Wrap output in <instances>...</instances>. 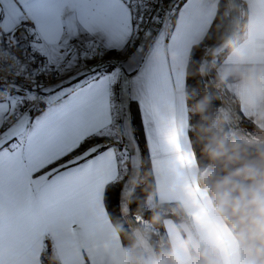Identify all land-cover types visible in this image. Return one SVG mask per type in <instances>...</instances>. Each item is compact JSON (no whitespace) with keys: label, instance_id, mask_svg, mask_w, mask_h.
I'll use <instances>...</instances> for the list:
<instances>
[{"label":"snow or ice","instance_id":"obj_1","mask_svg":"<svg viewBox=\"0 0 264 264\" xmlns=\"http://www.w3.org/2000/svg\"><path fill=\"white\" fill-rule=\"evenodd\" d=\"M209 14L210 0H0V264L39 262L57 226L87 241L108 224L99 194L119 206L120 166L144 155L165 193L198 191L182 182L187 109L169 100L185 81L154 56H186Z\"/></svg>","mask_w":264,"mask_h":264},{"label":"clouds","instance_id":"obj_2","mask_svg":"<svg viewBox=\"0 0 264 264\" xmlns=\"http://www.w3.org/2000/svg\"><path fill=\"white\" fill-rule=\"evenodd\" d=\"M221 27L210 50L214 57L227 50L213 82L221 106L210 112L206 96L188 129L195 164L182 182L198 191L179 192L168 206L149 194L129 219L97 236L102 264H264V25L249 19ZM236 29L241 36L230 34Z\"/></svg>","mask_w":264,"mask_h":264},{"label":"trees","instance_id":"obj_3","mask_svg":"<svg viewBox=\"0 0 264 264\" xmlns=\"http://www.w3.org/2000/svg\"><path fill=\"white\" fill-rule=\"evenodd\" d=\"M242 1V0H241ZM243 3V2H242ZM225 13L228 15L226 16ZM230 22L229 10L227 0H220L218 4V11L215 20L205 36V38L194 45L191 49L189 61L187 65V83H186V98L189 109V127L197 123L199 116L193 114V109L201 102L206 96L211 95V89H216L213 82L217 76V67L226 55L227 50L219 54L214 60H205L210 54V50L219 45L217 37L224 29L221 27L217 30V25L226 26ZM245 24V16L241 19L240 25ZM242 32L239 30L238 36ZM212 96V95H211ZM218 105L217 101L212 97L211 106L209 111L215 113ZM243 126L249 130L253 128L250 120H244ZM189 137L191 132L188 131ZM190 140V139H189ZM199 147H197V152ZM126 175L119 179L118 186L122 189L126 187V191L122 190L120 194V205L111 204L104 197L103 205L107 209V216L110 223L120 224L125 222L131 217V214L142 207L149 194H155V183L151 169L150 159L147 155L142 156L141 165L138 167L127 165ZM165 206L171 203H163ZM147 218V217H146ZM47 248L43 250L42 261L43 264H59L54 248L49 237L46 238ZM84 264H88L85 262Z\"/></svg>","mask_w":264,"mask_h":264},{"label":"crops","instance_id":"obj_4","mask_svg":"<svg viewBox=\"0 0 264 264\" xmlns=\"http://www.w3.org/2000/svg\"><path fill=\"white\" fill-rule=\"evenodd\" d=\"M219 2L220 0H210V7L214 9V14H209L208 16V19L210 20L209 27L203 35L197 36L192 40L189 48L187 49L186 56L182 57L178 51L172 50L168 47H164L163 49H161V51L157 52L154 56V60L156 62L158 63L164 62L166 64L167 70L173 78H175L177 74H180L183 76V79L185 81V85L182 88H177L173 86L172 94L169 97V100L171 103H174L177 106L184 105L187 109L188 126L186 129V133L188 136L189 146H191V144H190L189 135H188L189 109H188L187 98H186L187 65H188L189 56H190L192 47L198 44L199 42H201L205 38L207 33L209 32L215 20V17L218 11ZM227 3H228L230 21H236L240 24L241 19L243 18V16H245V23L249 19H251L253 21H259L262 25H264V4H262L260 0H242V1L241 0H227ZM174 22L175 21H173V23ZM238 33H239V29H236L230 32V34H234L236 37L238 36ZM225 56L223 57L222 61L219 63L217 67V73L218 71H222L223 68L226 67V65L224 64ZM230 87L234 92H236L237 94H240L241 92L240 84L236 79L233 78L231 80ZM168 116L171 117L172 113H168ZM141 162H142V158L140 160L139 166L141 165ZM128 164L132 166L131 161H129L127 164H122L120 166L119 179L123 178L126 175L127 171H124V169L128 168L127 167ZM150 164H151V161H150ZM151 169H152V164H151ZM152 173H153L154 183H155L156 200L160 201L161 203H171L172 197L177 195L179 191L165 193L162 188L158 187V181L153 172V169H152ZM162 196L165 197L163 200L161 199ZM97 207L104 208L103 192L99 194V201H98ZM88 215H91V214H88ZM107 220H108L107 225H105L103 228L96 229L93 232L92 236L87 241H83V242L76 238L68 236L64 232L62 226H57V228L55 229V233H56L55 237H52L51 234H49L48 237L51 240V243L54 248L59 264H84L85 262H87L88 264H102L103 258L100 256V252H101L102 247L104 246H102L97 241V236L99 234L105 233L108 230L109 226L112 225L109 221L108 216H107ZM37 254L42 258L43 250H41ZM28 264H43V261L42 259L39 262L29 261Z\"/></svg>","mask_w":264,"mask_h":264},{"label":"rangeland","instance_id":"obj_5","mask_svg":"<svg viewBox=\"0 0 264 264\" xmlns=\"http://www.w3.org/2000/svg\"><path fill=\"white\" fill-rule=\"evenodd\" d=\"M218 48V47H217ZM223 51H221L219 54H221ZM218 54V55H219ZM217 55V56H218ZM217 56H213V55H211V52H210V54L207 56V58L205 59V60H214ZM212 92H215V90L214 89H211V91H210V94L212 95V97H213V94H212ZM215 101H217V103H218V105L219 106H221V101H220V99H218V98H215Z\"/></svg>","mask_w":264,"mask_h":264},{"label":"water","instance_id":"obj_6","mask_svg":"<svg viewBox=\"0 0 264 264\" xmlns=\"http://www.w3.org/2000/svg\"><path fill=\"white\" fill-rule=\"evenodd\" d=\"M212 94H213V98L215 99L216 98V93L215 92H212Z\"/></svg>","mask_w":264,"mask_h":264},{"label":"built area","instance_id":"obj_7","mask_svg":"<svg viewBox=\"0 0 264 264\" xmlns=\"http://www.w3.org/2000/svg\"><path fill=\"white\" fill-rule=\"evenodd\" d=\"M9 63H10V61H9ZM221 101V100H220Z\"/></svg>","mask_w":264,"mask_h":264}]
</instances>
